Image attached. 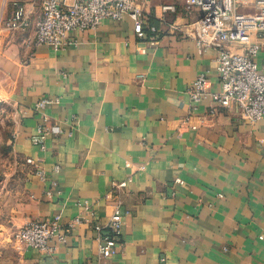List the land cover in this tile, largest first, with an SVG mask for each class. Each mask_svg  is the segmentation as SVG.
Returning a JSON list of instances; mask_svg holds the SVG:
<instances>
[{
	"label": "crops",
	"instance_id": "0c3cea01",
	"mask_svg": "<svg viewBox=\"0 0 264 264\" xmlns=\"http://www.w3.org/2000/svg\"><path fill=\"white\" fill-rule=\"evenodd\" d=\"M14 1L32 11L26 30L7 25ZM165 3L177 11L163 13ZM41 4L0 0V102L20 115L14 169L0 188V264H264V118L243 120L215 101L217 50L199 51L191 35L200 9L147 0L155 44L126 16L72 31L76 43L56 50L35 42ZM239 9L255 12L257 0ZM261 43L254 58L264 71ZM201 73L207 90L196 102L190 91ZM44 97L55 102L36 110ZM42 123L59 127L44 147L33 141ZM80 202L92 214L66 241H52V253L16 235L36 218L73 220L84 212ZM117 204L121 245L104 258L101 237Z\"/></svg>",
	"mask_w": 264,
	"mask_h": 264
},
{
	"label": "built area",
	"instance_id": "2783aa9c",
	"mask_svg": "<svg viewBox=\"0 0 264 264\" xmlns=\"http://www.w3.org/2000/svg\"><path fill=\"white\" fill-rule=\"evenodd\" d=\"M249 0H186L187 9L197 7L200 18L192 25L191 35L199 51L213 47L217 50V72L222 90L213 97L224 107H236L241 119L256 122L264 118V71L260 69L255 56L261 50L264 38V0H257V11L245 13L238 10L240 4ZM15 10L8 22L11 29L26 30L32 25L31 14L20 1H14ZM163 13L176 12L177 5L165 3L160 6ZM152 12L147 0H42L41 16L34 21L35 42L53 47L56 50L76 43L70 39L72 31H91L99 27L104 19L122 20L128 16L135 34L151 44L157 42L159 29L148 24ZM153 34L149 36L146 30ZM175 23L170 30H176ZM208 78L201 73L194 81L190 91L193 101H200L206 94ZM54 99H40L35 109L42 111ZM59 130L56 125L42 123L33 141L44 147V137L49 132ZM33 163V159H27ZM45 176L43 169L39 170ZM176 182H182L176 179ZM118 186H126L121 182ZM83 214L63 223L62 215L36 218L18 228L16 235L30 248L50 254L54 250L52 241L63 242L72 235L75 227L91 215V205L80 202ZM120 205L117 204L109 222L110 231L101 237L99 253L110 258L117 251L120 242V230L123 225ZM101 230L100 225H96Z\"/></svg>",
	"mask_w": 264,
	"mask_h": 264
},
{
	"label": "rangeland",
	"instance_id": "374dc122",
	"mask_svg": "<svg viewBox=\"0 0 264 264\" xmlns=\"http://www.w3.org/2000/svg\"><path fill=\"white\" fill-rule=\"evenodd\" d=\"M8 22L9 20L7 24ZM18 112L13 103L0 102V188L8 183L9 173L14 169L15 159L11 156L10 140L15 134V128L20 117Z\"/></svg>",
	"mask_w": 264,
	"mask_h": 264
}]
</instances>
